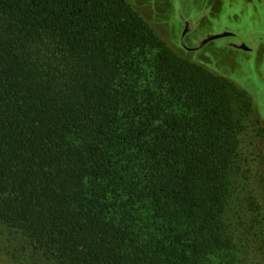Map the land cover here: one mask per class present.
<instances>
[{
  "label": "trees",
  "instance_id": "1",
  "mask_svg": "<svg viewBox=\"0 0 264 264\" xmlns=\"http://www.w3.org/2000/svg\"><path fill=\"white\" fill-rule=\"evenodd\" d=\"M250 114L126 0H0V224L53 264H244Z\"/></svg>",
  "mask_w": 264,
  "mask_h": 264
},
{
  "label": "rangeland",
  "instance_id": "2",
  "mask_svg": "<svg viewBox=\"0 0 264 264\" xmlns=\"http://www.w3.org/2000/svg\"><path fill=\"white\" fill-rule=\"evenodd\" d=\"M126 2L179 59L228 81L249 100L223 220L242 245L244 264H264V0ZM0 264L53 263L0 224Z\"/></svg>",
  "mask_w": 264,
  "mask_h": 264
},
{
  "label": "flooded vegetation",
  "instance_id": "3",
  "mask_svg": "<svg viewBox=\"0 0 264 264\" xmlns=\"http://www.w3.org/2000/svg\"><path fill=\"white\" fill-rule=\"evenodd\" d=\"M203 42H205V41H203Z\"/></svg>",
  "mask_w": 264,
  "mask_h": 264
}]
</instances>
